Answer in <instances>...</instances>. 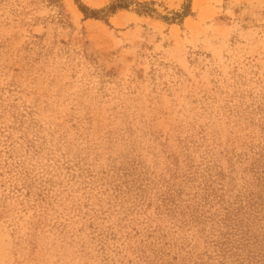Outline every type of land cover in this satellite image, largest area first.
<instances>
[{"label": "rangeland", "instance_id": "obj_1", "mask_svg": "<svg viewBox=\"0 0 264 264\" xmlns=\"http://www.w3.org/2000/svg\"><path fill=\"white\" fill-rule=\"evenodd\" d=\"M118 1L0 0V264H264V0Z\"/></svg>", "mask_w": 264, "mask_h": 264}, {"label": "trees", "instance_id": "obj_2", "mask_svg": "<svg viewBox=\"0 0 264 264\" xmlns=\"http://www.w3.org/2000/svg\"><path fill=\"white\" fill-rule=\"evenodd\" d=\"M77 2L79 1V0H76ZM126 0H119L118 2H115V3H113L108 9H107V12H109V13H114V12H116L117 10H119V9H127L128 7L126 6V5H124L123 3L125 2ZM138 4H140V3H138ZM141 5V4H140ZM81 10L83 11V13H85V15L87 16V17H94V18H96V17H98L99 15L98 14H100V13H102V11L100 12V11H90V10H88L87 8H85V7H81Z\"/></svg>", "mask_w": 264, "mask_h": 264}]
</instances>
